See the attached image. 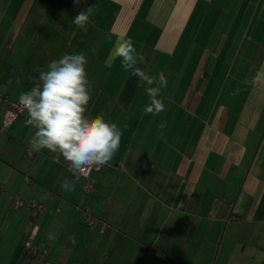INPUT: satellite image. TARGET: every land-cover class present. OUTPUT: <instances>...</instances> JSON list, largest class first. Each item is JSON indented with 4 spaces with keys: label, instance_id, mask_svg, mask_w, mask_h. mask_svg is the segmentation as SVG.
Returning a JSON list of instances; mask_svg holds the SVG:
<instances>
[{
    "label": "crops",
    "instance_id": "1",
    "mask_svg": "<svg viewBox=\"0 0 264 264\" xmlns=\"http://www.w3.org/2000/svg\"><path fill=\"white\" fill-rule=\"evenodd\" d=\"M92 5L87 31L77 29ZM108 34L130 37L149 60L141 67L165 74L166 111L144 113L148 97L110 63ZM73 51L87 53L88 112L122 130L89 194L58 153L26 156V113L3 128L37 69ZM261 65L264 0H0V264H35L23 250L30 213L15 196L45 202L33 241L52 264H264V85L251 83ZM65 177L74 192L60 188Z\"/></svg>",
    "mask_w": 264,
    "mask_h": 264
},
{
    "label": "clouds",
    "instance_id": "2",
    "mask_svg": "<svg viewBox=\"0 0 264 264\" xmlns=\"http://www.w3.org/2000/svg\"><path fill=\"white\" fill-rule=\"evenodd\" d=\"M74 2L77 6L80 4V0ZM94 8L95 5H92L78 11L71 23L77 29L87 31ZM105 39L111 44L108 53L110 63L118 60L122 70L136 78L137 87L144 89L148 97L144 113L157 116L166 111L162 95V90L168 86L165 74L159 72L153 75L141 67L148 65L149 60L130 37L121 35L113 41L108 34ZM87 64V53L84 51H73L50 60L45 70L37 69L38 77L31 81L29 90L19 93L16 104L18 111L26 112V123L34 129L28 140V149L37 153L45 149L58 153L73 178L87 176L93 168L110 166L122 137L117 123L88 112L93 84L88 79ZM15 82L19 83V80ZM12 83L13 80L9 79L8 84ZM251 83L264 85V65L256 71ZM166 127L167 121L157 125L161 138ZM57 183L65 192L76 190L72 178L65 177ZM58 236V232L47 233V239L51 242L56 241ZM68 238L73 246L79 243L75 234Z\"/></svg>",
    "mask_w": 264,
    "mask_h": 264
},
{
    "label": "built area",
    "instance_id": "3",
    "mask_svg": "<svg viewBox=\"0 0 264 264\" xmlns=\"http://www.w3.org/2000/svg\"><path fill=\"white\" fill-rule=\"evenodd\" d=\"M7 98L6 95L3 93H0V102ZM17 101H8V106L3 114V128H8L14 121L18 120L19 118H22L24 113L18 111L16 108ZM27 118V117H26ZM25 118V121H26ZM26 156H31V151H26ZM95 168H93L91 171H93ZM90 173L87 176H81V178L84 179V182L81 186V189L83 193L89 194L95 190L94 182L90 178ZM80 178V177H77ZM4 187H0V191H3ZM12 206L14 208H24L30 213L29 218V224L31 225V231L27 236V239L24 242V248L28 250L30 253V256L33 258L35 264H52L49 260L45 258L46 251L44 250H38L36 245L34 244V235H35V228L36 224L34 221H36L40 214H42L46 210V204L44 202L37 201L35 199H28L23 200L19 198L18 196H15L12 200ZM84 220L87 224H91L93 222L92 215L90 212L86 209Z\"/></svg>",
    "mask_w": 264,
    "mask_h": 264
},
{
    "label": "trees",
    "instance_id": "4",
    "mask_svg": "<svg viewBox=\"0 0 264 264\" xmlns=\"http://www.w3.org/2000/svg\"><path fill=\"white\" fill-rule=\"evenodd\" d=\"M1 186H3V185H0V187H1ZM3 187H4V186H3ZM4 190H5V187H4ZM4 190H3V191H4ZM0 192H2V191H0ZM35 200H36V199H35ZM37 201H38V200H37ZM40 202H41V201H40ZM44 203H45V202H44ZM22 209H24V208H22ZM37 220H38V219H37ZM37 220H36V221H37ZM36 221H34L35 224H36ZM23 250H24V252L26 253L27 258H29V260L34 261L33 258L30 256V253L28 252V250H26V249L24 248V246H23Z\"/></svg>",
    "mask_w": 264,
    "mask_h": 264
}]
</instances>
